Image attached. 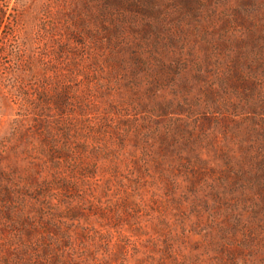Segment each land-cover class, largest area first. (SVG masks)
<instances>
[{
  "label": "rangeland",
  "instance_id": "374dc122",
  "mask_svg": "<svg viewBox=\"0 0 264 264\" xmlns=\"http://www.w3.org/2000/svg\"><path fill=\"white\" fill-rule=\"evenodd\" d=\"M127 1L0 0V264H264V0Z\"/></svg>",
  "mask_w": 264,
  "mask_h": 264
},
{
  "label": "trees",
  "instance_id": "16d2710c",
  "mask_svg": "<svg viewBox=\"0 0 264 264\" xmlns=\"http://www.w3.org/2000/svg\"><path fill=\"white\" fill-rule=\"evenodd\" d=\"M107 4L109 7L117 5V7L120 8L122 11L127 10L129 7L132 8V6H133L132 5L133 3L132 2L130 3L127 0H109V2ZM120 9H117V10L120 11ZM148 9H150V8L145 9L140 14H142V15L145 14L146 13L145 11ZM113 18L120 21V22L124 21V17L122 15H116ZM1 25L4 26V21L2 18L0 19V34L3 32V29H4V28L1 29ZM118 30H120V29L119 28L113 29L112 34H113V36L114 35H116V36L114 39H111L108 37L109 42L106 44L111 46L113 49H116L117 53H121L125 43L122 42L121 35H118V32H119ZM1 43H2V39H0V44ZM133 56H135V55H133ZM134 61L137 62L139 65H141V63H142L141 57L138 55L134 57ZM162 67H164V64L161 62V66H159V68H162ZM70 101H71V98L69 97V93L67 91H63L61 93H58L52 102L51 101L48 102V99L46 98V104L48 106L52 107L54 110H56V112H58V114H61V115H63V117H66V118L69 115L68 110H69ZM41 107H42L41 100L39 98L35 99L34 105L32 106V111H33V116H34L33 119H36L35 120L36 126H40L42 124V121L40 120V118L42 117V115H41L42 114V108ZM67 125H68L67 122L63 123L62 130L65 133L70 131L67 128ZM51 138L52 137H48V139H51ZM1 158L2 157H0V159ZM0 166H1V163H0ZM0 172H3V169L1 167H0ZM5 174L6 173H0V176L5 175ZM6 175H8V174H6ZM5 184L3 186H0V204H1V207L3 206L2 203H4L6 201V199L9 197V192L6 190Z\"/></svg>",
  "mask_w": 264,
  "mask_h": 264
}]
</instances>
